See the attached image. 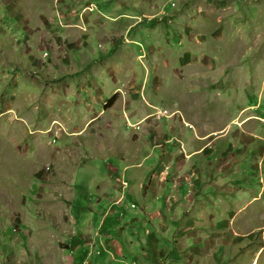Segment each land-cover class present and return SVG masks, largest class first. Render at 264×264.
Segmentation results:
<instances>
[{
    "label": "rangeland",
    "instance_id": "1",
    "mask_svg": "<svg viewBox=\"0 0 264 264\" xmlns=\"http://www.w3.org/2000/svg\"><path fill=\"white\" fill-rule=\"evenodd\" d=\"M203 102L219 122L247 102L264 106V0H0V264H70L68 246L57 242L68 212L106 235L87 247L85 264H132L142 251L149 264H264V174L251 168V155L235 167L245 145L230 142L231 126L217 135L229 133L213 172L222 191L211 183L197 195L211 172L207 151L202 178L187 171L180 179L204 205L196 223L180 224L181 208L196 211L191 197L161 200L142 218L138 198L126 195L143 180L150 206L187 159L194 164L191 143L183 140L185 157L172 137L181 115L195 123L187 104ZM155 110L181 115L156 119ZM94 150L102 158L89 173ZM171 159L177 172L167 175ZM106 182L125 195L110 210L97 191ZM68 191L70 205L56 198ZM164 216L173 244L149 230Z\"/></svg>",
    "mask_w": 264,
    "mask_h": 264
},
{
    "label": "crops",
    "instance_id": "2",
    "mask_svg": "<svg viewBox=\"0 0 264 264\" xmlns=\"http://www.w3.org/2000/svg\"><path fill=\"white\" fill-rule=\"evenodd\" d=\"M261 102L263 103V101L261 100ZM197 104V115L194 117L195 118V123H189V121H184V117L181 115L179 110H175L176 112H178L181 115V120H183V122H181L180 120H178V123L180 124L179 126H181L182 128L179 129V134H183V140H185V144L187 143V141H189L191 143V146L188 148V144H186V148H188V151L192 150L193 148H195L194 152L196 154H194L193 156L196 157L197 160L194 161V166H190V159H187V161L184 163V165L182 166V171L184 173H181L179 170V172H177L176 169V165H177V161H174V159H171L172 161L170 162V170L171 172H168L167 175H170V173H175L177 172L179 174L180 177H182L184 174H186V172L188 171V173L190 172L192 175L193 173L199 172V177H201V173H203V171L198 170V168L200 167V159H202L204 157V152H208V155H206L207 160H205V158H203L202 161H206L208 165L205 169L208 170V167L210 166L211 172H206L207 173V178L206 179H202L204 181V183L202 182V187L197 189V195L201 194L204 195L203 193L205 191H203L204 189L208 188L210 184L212 183H216L214 186H216V192L218 193L219 191H222L221 188V183H222V179L217 177L216 180L214 181V176H213V172L214 170H219V168L217 167L219 165L218 161L220 160L221 154H218L217 152L222 149V146L220 145V142L218 141H224L226 143H228V139L225 140L224 138H227L229 136V133L222 138H217V135H221L224 130L227 128V126H231L234 129V132L232 134H230L231 136V143L237 144V145H245L243 149H240V152L237 151L235 154V159L233 161L236 160V162H233V164H235V167L239 166L242 162H246L248 156L247 155H251L252 158L250 160L254 161L253 166L251 167L253 170H255L256 172L260 171L262 174H264V106L260 103L257 102V104L252 105L251 103L247 102V106H243V108L241 109H234L231 116L229 117H223V119L221 120V122H219V120H217V118L212 115V111L207 107V103L203 102V104L201 103H196ZM188 111V110H187ZM184 123L192 125L195 131H187L184 128ZM205 126H209L210 128H213L215 126H217V128H215L214 130H209L206 129ZM183 130V132H181ZM194 133L195 136L192 134ZM182 140V142H183ZM184 143V142H183ZM184 144V146H185ZM137 145H141V144H137ZM171 146H174L171 144ZM157 147V146H156ZM164 151V153L167 154V151L169 149H171L169 144L164 143V145L162 146ZM161 147V148H162ZM216 147V148H215ZM159 148V149H161ZM176 149V148H175ZM174 150H170V151H175ZM252 149H256L254 151H250ZM97 154L98 157H94L95 159L89 161V167H91V170L89 173L92 172H97L95 170V167L98 166L96 162L97 159H100L102 157H100L103 153V150L97 151L94 150ZM212 151V152H211ZM101 152V153H98ZM162 154V156H163ZM165 154V155H166ZM203 154V155H202ZM141 155H137V157L140 158ZM174 158V157H172ZM141 158L138 159V161L140 162ZM184 160V159H183ZM119 164H124L125 163L122 161V159H118ZM104 162H106L105 159L102 160V164H104ZM174 162V167L172 166V163ZM116 163V162H115ZM118 163V162H117ZM162 163V160H161ZM113 163L109 164L108 166H112L113 167ZM214 167L212 168V166ZM197 169H196V167ZM115 168L117 170H119L118 167L115 166ZM128 168L124 167V172L125 170ZM137 169H140L139 171L141 172V166ZM102 170V169H101ZM100 170V172H101ZM71 171V170H70ZM85 172H88L87 170ZM123 172V169H122ZM118 174V173H116ZM112 175H115L114 173H112ZM198 175V174H197ZM124 175H122L123 177ZM76 176L73 174V179H75ZM116 178V176L114 177ZM172 180H169V184L168 181H166V183L164 185H161L160 188L157 190V192H154L152 194V197L154 198V201H150L152 204L150 206H143V202L140 196V188L145 185V183L143 184V180L141 181H137V182H133L129 185V191L126 192V195H134L135 197L138 198L139 200V204H140V208L142 213L140 214V216L143 218L145 217V215L152 213L154 211H157V207L160 203L161 200H163L161 202V204H163L165 201L168 203H171L172 200L174 198H177V200L181 201L184 198L187 197H191V207L192 208H196V211H190L188 207L184 206V208H181L180 211H183L182 209L185 210L184 212V216H185V220L181 219V227L185 226V224L187 222H195L196 223V219L199 216V214L204 211V209L200 208L204 205H199L201 202L198 200V198L190 195V189H189V184H186V182L188 181L185 177L186 182L184 181H177L178 177H172ZM191 180L194 178L198 177H190ZM118 182V184L115 183V186L119 187L121 186L120 183L122 184H126V182L123 180L122 182H119V180H116ZM110 182V181H109ZM109 182L106 183H101L100 185V189H97V191H100V195L102 197H100V199H105V202H103V206L108 205V209H109V205L112 204V206H116V205H121L124 197L125 196L123 194H117L116 191L113 190L112 186H109ZM199 182V181H198ZM231 182V181H230ZM172 187H171V185ZM127 185V184H126ZM264 185V183L262 184ZM114 186V188H116ZM189 186V187H188ZM197 187V186H196ZM187 189H189L187 191ZM208 191V190H207ZM56 194V193H54ZM49 195H53L49 194ZM205 196V195H204ZM51 197V196H50ZM72 197H74L73 192L68 191V192H59V197H56L58 199H63L65 200L68 205H70V201L72 199ZM211 200L214 198V194L211 196ZM49 198V196H48ZM217 198V197H216ZM99 199V200H100ZM99 200L97 202H99ZM66 202H59V203H55L56 205H63V204H67ZM119 202V203H118ZM171 207H173V205L170 204ZM67 208L70 210V206ZM131 208H134L131 206ZM61 209H66V207H63ZM199 209V212H198ZM68 210V211H69ZM110 210V209H109ZM167 212H169L170 214L172 213V210L170 209L169 205L167 208ZM243 210V208H242ZM89 211L92 213L94 212V208H90ZM238 212H241L240 210ZM183 213V212H181ZM206 213V212H205ZM64 216L63 213H61L60 217L61 219L58 221L61 225H63L62 227H59L62 232H65V237L63 238H59L58 239V243L62 246H68V253L69 256H65L68 257V259H70V264H85L89 251L87 250V247H96L98 245V241L97 239L100 237H104L106 238V235H101L98 231L95 230V232H97V234L95 235L94 232V228H91V223L86 222L83 226L77 224V221L73 219V217H71V215H69V212L67 214V218L68 223L65 224L64 220L62 219ZM191 217H196V219L194 220V218ZM147 218H145L146 220ZM166 219L167 216H164L163 219V224L161 228H158L155 226L154 228H149V230L153 229V232L156 230L157 232H164V238H166L165 240L167 241V243L171 242L170 240L168 241L167 238L171 236V229H168L166 226ZM134 222H138L139 219L133 218ZM204 223H200L198 222V225H202ZM75 227L77 229H75ZM153 227V226H152ZM169 227V226H168ZM82 232V234L79 237V232ZM109 233V232H107ZM153 234V233H151ZM197 235V234H195ZM195 235L192 237V239L195 237ZM199 237V235H197V238ZM205 237V236H203ZM201 237V240H204V238ZM77 239H80V241H78ZM183 239V238H182ZM186 242L188 241V236L185 238ZM75 241H77V244H75ZM183 242V243H186ZM192 242V241H191ZM172 243V242H171ZM195 243V242H194ZM106 246L108 247L106 241H105ZM173 244V243H172ZM79 248H81V251H79ZM197 250V248H193V251ZM143 251L137 254V260L134 261L132 264H149L148 260L146 259V257L144 256ZM73 256H75V258H72ZM62 257V256H60ZM75 260V261H74ZM76 261L80 262V263H76Z\"/></svg>",
    "mask_w": 264,
    "mask_h": 264
},
{
    "label": "bare ground",
    "instance_id": "3",
    "mask_svg": "<svg viewBox=\"0 0 264 264\" xmlns=\"http://www.w3.org/2000/svg\"><path fill=\"white\" fill-rule=\"evenodd\" d=\"M179 101H181V100H179ZM182 104V102H180V105ZM187 108H188V111H190V112H192V113H197V111H196V109H197V104H187ZM193 110V111H192ZM195 110V111H194ZM159 113H163V115L164 116H158V114ZM180 115L178 112L177 113H174L173 115H171V116H167V112L166 111H164V110H155L154 111V115H153V117H156V119H161V118H165V119H171V118H173L175 115ZM126 122H127V126H129V121H128V119H126ZM183 122V121H182ZM184 128H185V130H187V131H189V130H191V131H195L194 130V128H193V126L192 125H189V124H186V123H184ZM179 134H176L174 137H172L173 138V141L174 142H176V143H174V144H172V145H176L177 143H178V148H179V154H182V155H184L185 157H187V155H186V151H185V148H184V143L182 142V140H183V136H180L179 137V139H177V137L176 136H178ZM232 150H235L233 147H232ZM163 160H165V159H163ZM168 170H170V168H168V169H166V172H169ZM181 179V177H178V180L177 181H184V182H186V180H185V178L184 179H182V180H180Z\"/></svg>",
    "mask_w": 264,
    "mask_h": 264
},
{
    "label": "built area",
    "instance_id": "4",
    "mask_svg": "<svg viewBox=\"0 0 264 264\" xmlns=\"http://www.w3.org/2000/svg\"><path fill=\"white\" fill-rule=\"evenodd\" d=\"M158 116H160V117H161V116H164V115H163V113H159V114H158Z\"/></svg>",
    "mask_w": 264,
    "mask_h": 264
}]
</instances>
